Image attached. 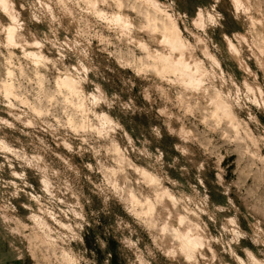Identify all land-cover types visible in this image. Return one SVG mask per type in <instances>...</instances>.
<instances>
[{
    "label": "rangeland",
    "instance_id": "obj_1",
    "mask_svg": "<svg viewBox=\"0 0 264 264\" xmlns=\"http://www.w3.org/2000/svg\"><path fill=\"white\" fill-rule=\"evenodd\" d=\"M22 1L27 5L26 29L40 36L42 57L47 61L60 59L61 68L72 67L80 60L86 66V73L82 71L84 74L80 75L88 78H80L83 91L70 103L55 88L56 68L50 66L46 71L43 66H36L33 59L18 46H9L0 34V141L4 140L0 142V179L9 178L19 170L25 173L22 181L28 184L19 182L26 191L19 196L12 191L9 193L0 181V190L7 203L4 209L0 208V264H68L69 261L76 264H184L168 256L160 244V233L151 229L145 214L139 215V207H134L137 206L135 200H141L139 197L148 195L151 190L140 179L137 168H151L150 165L156 169L162 186L178 195V191L188 195L182 199V207L192 216L198 214L202 226L219 238L213 243L218 261L257 264L251 259L256 256L263 262L264 219L256 208L264 209V182L258 177L264 164L251 152L254 147L240 145L236 134L227 135L223 121L220 125L217 119L212 120L213 117L203 119V113L197 109L199 99L193 90L186 89V93L178 75L177 78L169 73L158 76L145 70L140 64L145 57L142 51L138 46L128 45L118 26L110 21L113 10L107 4L110 0H100L99 11L78 0H57L59 4L56 0ZM126 1L127 12L133 20L140 25L149 24L153 13L149 18L142 0ZM161 2L173 15L184 38L196 45L194 53L208 72L204 79L207 87L210 90L217 87L221 91L232 106L235 123L249 125L245 127H250L253 142L258 139L259 155L264 158V52L253 44L261 40L262 35L257 38L247 28L250 18L263 19L264 24V0H241L238 11L234 8V0ZM62 7L65 8L62 10ZM198 7L204 19H196ZM66 9L68 15L64 12ZM74 23L79 32L75 33ZM225 33L237 43L239 52L243 51L241 54L256 78L244 72L224 48H218ZM138 34L141 39L147 38L140 30ZM238 34L246 37L243 44L237 42ZM195 35L207 43L218 66L203 55ZM247 46L256 53L258 60L255 56L246 57ZM152 48L155 47L152 45ZM6 68L13 74H3ZM44 74L52 92L48 98L41 95L44 112L40 114L34 110V91L39 86L38 77ZM12 81L14 92L8 95L3 92L2 85L12 84ZM95 87L103 90L104 100L97 98ZM79 100L83 101L79 103ZM78 105L86 108L84 115ZM104 113L120 123L107 134L104 131L108 123L101 116ZM82 119L86 126L81 124ZM182 128L191 129L195 135L183 137L179 134ZM5 144L11 153L9 150L2 153L1 146ZM116 146L131 160L129 165L120 160ZM39 158L49 164L50 170L59 171L49 185V188L55 185L53 189L40 187L41 175L45 173L34 161ZM121 164L125 167L121 171L126 170L125 180L123 171H117ZM131 167L137 171L130 172ZM114 175H118L117 179ZM130 181L134 189L130 188L131 194L134 191L137 198H133V204L127 191ZM138 185L142 193L137 190L139 194L136 195ZM127 195L131 198L126 199ZM35 200L40 206L34 205ZM76 208L83 209L86 216L82 218ZM30 212L37 215L33 217ZM230 218L233 222L229 224ZM40 219L45 220V226L38 223H42ZM222 231L226 232L224 236H221ZM43 232L58 238L52 236L53 242L45 244ZM63 252L70 259H66L67 254L63 257Z\"/></svg>",
    "mask_w": 264,
    "mask_h": 264
},
{
    "label": "bare ground",
    "instance_id": "obj_2",
    "mask_svg": "<svg viewBox=\"0 0 264 264\" xmlns=\"http://www.w3.org/2000/svg\"><path fill=\"white\" fill-rule=\"evenodd\" d=\"M78 1L79 2L83 1V2L91 5L95 9H97V11H99V5L101 3L100 0H78ZM55 2H56V4L57 3L59 4V1L56 0ZM142 2L144 3V5L146 7V12H147V15L149 18L153 13V19H151V21L147 25H140V24L136 23V21L133 20L130 13L127 12V9L129 8V6H128V2L126 0H110L107 3L110 7H113V10L110 11V13L112 14L111 15L112 17H110V19H111L110 21H112L114 24H116L118 26V28L120 29V31L124 35V39L126 40V42H129L128 45L133 44L135 46H138L139 49L144 54L145 57L143 59H141L140 64L142 63V66L145 67V70L153 71V73L155 75H158V76H160L163 73L174 74L175 77H176V75H178L177 77L182 79L181 81L179 79V81L182 82V85H184L185 91H186V89L193 90L192 92H194V94L197 96V99H199L198 100L199 104L197 106V109L201 114L203 113V119L213 117L212 120L217 119L216 121L221 123L220 125H222V121H223L224 125L226 126L225 127L226 134L227 135L231 134V136H232V134H236L235 139L240 145L245 144L247 146V148H249V149H250V146H253L254 149L252 151L251 150L250 151L253 152V155L259 156V158L261 159V162L264 164V158H262L259 155V149H258L259 145H257L258 143H256V141H258V139L253 142V140L250 138L251 136L253 138L250 127L249 128L245 127L248 124H245V126H240L241 124L237 123V121H236V123H237V125H236V123L234 122L235 120H234V115H233V109H232V106H230L231 104L229 105L226 102V100L222 96L221 91H219L217 89V87H214L213 90H210V88L207 87L208 83L206 84L204 82V79H205L206 75H208V72L206 73V69H205L206 65H205V67H203V62L199 61V59L196 57V55L194 53V48L196 47V45L192 44L189 40H186L184 38L182 30L178 26L173 15L170 12L166 11L167 9L166 10L164 9V5L161 2V0H142ZM25 3L22 0H0V34L2 37H4L5 42L9 46H11V45L18 46L27 57H30L31 59H33L34 64L36 66L41 65V66H43V68L46 71L48 68L50 69V66L53 68H56L57 75L54 77L55 88L59 91V93L62 92L65 99L69 100L68 102L71 103L73 100V97L76 96L77 94L80 95L79 92L83 91L82 79L85 77H82V75H80V74H84V73H82V71H84V68L86 66H84V64L81 63V61L78 59L79 61H77V62L75 61L76 62L75 64L72 63L73 64L72 67H62L61 68L59 65L60 59H50V61H47V59L45 60L42 57V54L40 52V48H41V44H42V43L40 44V36L37 35V33H33L30 30H27L26 26H25V22L28 19L27 18L28 15L26 13V11H27L26 6L27 5H25ZM234 3H235V5H234L235 10L238 11L239 9H241L240 8L241 7V0H234ZM43 4H45V3H43ZM63 4H62V6H63ZM47 6L45 8H47ZM64 8L62 7V10ZM66 11L68 12V9H66L64 11L65 14H66ZM68 14H69V12H68ZM68 14H66V15H68ZM202 15H204V13L198 7L196 19L203 18ZM72 17H73V15H72ZM262 20L263 19L257 20L254 18H250L249 26H247V28L249 29V32H252L254 34V36H256L257 38L260 37V35H262L261 40H257L253 44L257 49H259V51L261 50V52H264V24H263ZM72 26H73V29L75 30V33L79 32V28L75 23L72 24ZM195 26H196V24H195ZM139 30L142 31L143 34L147 35V38H145V39L139 38V34H138ZM56 31H57V29H56ZM222 35H223V43L218 48L219 49L224 48V51H227V53L230 54L234 58V60L238 64V66H240V68L244 72H247L249 75L256 78V75L253 74V71L251 70V68L247 64V61L244 59V57H245V56H243L244 54H241L243 51L239 52L240 49L237 47V43H235L234 40L230 39L226 33L222 34ZM238 36H240V38H238L236 40L239 44H241L242 42H244L246 40V37L242 36L241 34H238ZM195 38H196V43H198L200 45V48H201L203 55L205 54L210 59H213L212 61L216 64V65L215 64L214 65L218 66L219 65L218 62L214 61V59H215L213 56L214 54L212 55L208 50L209 48H208L207 43L205 41H202L203 39H201L200 36L198 37L197 35H195ZM131 40H134V41L131 42ZM49 41H50V39H49ZM152 45L155 47L154 49L152 48ZM247 50H248L247 53L250 55L247 54L246 57L255 56V58L258 60L256 53L251 51V49L249 47L247 48ZM60 52H62V51H60ZM63 55H60V56H63ZM71 62H73V61H71ZM218 68L220 69V66ZM2 73L3 74L5 73L6 76H7V74L8 75L13 74L12 71H10L8 68H6V70L3 69ZM209 75H210V73H209ZM213 77H215V76H213ZM80 78H82V79L80 80ZM87 78H85V79H87ZM38 80H39V86L34 91L35 92V94H34V102H35L34 110L40 114H43L44 111H43V107H42L43 102L41 99L42 98L41 95L44 98H48L51 96L52 91H51V88L47 85V80L45 78V74L40 75L38 77ZM86 81L88 82V80H86ZM169 81H172V80H169ZM203 82L205 84H203ZM4 83H6V82L4 81ZM256 84H257V82H256ZM93 85H94V83H93ZM13 87H14V82L12 84L10 82L9 84H7V86L2 85L3 92H5L8 95H10L9 93L14 92ZM182 88H183V86H182ZM249 88H248V90H249ZM258 88H259V86H258ZM99 89H98V87H95L94 93L96 94L97 98L99 97V98L103 99V96H104L102 93L103 90H99ZM190 90H188V91H190ZM251 90H252V88H251ZM94 93H92V94H94ZM186 93H187V91H186ZM253 93H254V90H253ZM104 94H106V93H104ZM90 95H91V93H90ZM252 95L254 96V94H252ZM15 96L18 97V95H16V94H15ZM19 96H21V95H19ZM92 96H94V95H92ZM183 96H185V95H183ZM22 98L23 97H21V99ZM104 99H105V97H104ZM80 101H83V100H79V103H80ZM85 103H86V101H85ZM74 104H75V106H77L75 102H74ZM81 104H83V103H81ZM80 105H78V107H80L78 109H80L82 112V115H84L86 108L83 107L84 104H83V106H80ZM85 106H86V104H85ZM243 107L245 109H247L245 106H243ZM48 114H49V112H48ZM87 114L88 113H86L85 115H87ZM104 114H101V116L103 115L104 119H102V120L103 121L105 120V122L108 123L107 125L105 124L106 125V128H105L106 131H104L107 134L110 132V130H113V127L118 128L120 123L118 122L119 120L116 122L115 119H112L111 117H108L106 114L105 115ZM247 114H248V116L249 115L251 116L250 112H247ZM113 118H114V116H113ZM83 119H82V123H81L82 125L87 121V118H86L85 122H83ZM220 120H221V122H220ZM87 123L89 124V122H87ZM102 123H104V122H102ZM118 123H119V125H118ZM90 124H91V122H90ZM238 124H239V126H238ZM82 125L79 124V126H82ZM86 125L87 124H84L83 126H86ZM91 126H92V124H91ZM103 127H105V126L103 125ZM71 128H72V126H71ZM94 128L96 129L97 127H94ZM182 129H183L182 131L179 130L180 131L179 134H181L182 136L186 135L188 137V136L195 135L191 129H187V128H182ZM3 141L2 142L0 141V142L3 143ZM6 146H1L2 153H4V152L8 153V150L11 153V150L8 149L9 147L8 146L6 147ZM2 147H4V148L2 149ZM117 148L118 147L116 146L115 150L119 151V149H117ZM16 151H17V149H16ZM14 152H13V155H14ZM118 153H120L119 154L120 160L123 161V163L126 162L127 165H129V162H131V160H129L124 153H122L120 151ZM118 153H116V155ZM253 155H252V157H253ZM7 157H8V155H7ZM7 157H6V159H7ZM253 158L255 159L256 157H253ZM257 159H258V157H257ZM157 160L159 161L160 159H157ZM34 161L40 167V169L42 168V170L45 173V174H42V172H41L42 175L40 174L41 175L40 187L42 188V190H46L49 188V185L54 181V179H56L58 177L57 173L59 171L56 173V171L54 169L50 170V168L48 166L49 164L48 165L45 164L43 161L40 160V158H39V160L36 159ZM3 163L5 164V162H3ZM8 164H7V166H8ZM121 166H122V164L119 166L120 169L117 170L118 172L121 171V169L125 168L124 166H123V168ZM150 166H151V168L148 166H140L139 169L137 168L138 171L135 169V167H134V169H132V167H131L132 170L130 169V172L133 170L137 171V173L140 176V179H142L144 181V183L147 186H149L148 190H149V188L151 189L150 193L148 195H146V196L143 195L144 197H142V195H141L142 188L140 190H138L139 185H138L137 189L135 188L136 189L135 193L137 192V190L139 192H141L140 193L141 197H139L140 195L137 196L141 200H135L137 203V206H134V207L135 208L139 207V210L141 211V213L139 212L140 214L139 213L138 214L139 215L145 214L144 217H146L147 222H149V227H151V229L156 230L160 233V244L165 249L167 254L169 253L168 256H170V258L172 260H174L176 263L182 261V262H184V264H229L227 262L217 260L218 259V253L216 252L215 248L213 247V243L216 240L219 241V238L217 236L213 235L210 232V230H206L202 226L200 217L196 216L198 214L193 213L194 216H192V214L188 213V211H186V209H184L182 207V204H181L182 199L184 198V196H188V195L183 194L182 191L181 192L178 191V193H179V195H178V194H176L177 192L175 193L172 190H170L169 188L162 186L161 185L162 182L160 181V179L157 176V173L155 172L156 169H153V167H152L153 165H150ZM9 169L11 170V168H9ZM48 169L51 171L50 176H47L48 175L47 172H49ZM122 171L121 172L123 174L122 173L121 174L123 175V179L125 180L127 178V175L124 173L126 170L125 171L122 170ZM114 174L116 175V173H114ZM138 174H136V175H138ZM258 174H259L258 175L259 179L262 182H264V170L259 171ZM11 175H13V174H11ZM115 175H114V177L117 179V176L119 174L117 176H115ZM24 178H25V173L23 171L18 170L13 176H10L9 178H1L0 181L3 184L2 186L4 188H6L9 191V193H10V191H12L16 195L20 196V193H23V192L26 193V191L22 190V188L20 186L21 183H19L22 180H24ZM128 178L132 179V177H128ZM123 179H122V181L124 183ZM129 180H127V181H129ZM131 181H130L131 187H129V190H130V188H131V190L133 189ZM22 182L24 184V181H22ZM118 182L121 183V181H118ZM136 183H138V182L136 181ZM141 183H143V182L141 181ZM26 184H24V185L26 186ZM114 184H115V182H114ZM130 184L128 183V186ZM65 185H66V183H65ZM133 185H136L135 182L133 183ZM126 186L127 185L123 186V188H125ZM53 188H55V185L49 189H53ZM120 188H122V187H120ZM129 190L127 189V191L130 192V193H128L130 195L132 191L131 190L129 191ZM47 191L50 192V190H47ZM51 191H53V190H51ZM144 191H146V190H144ZM123 192L125 193L126 190H123ZM13 193H11V195ZM31 193H33V191ZM35 193H36V191H35ZM41 193L43 194V192H41ZM41 193H39V194H41ZM45 193H47V192H45ZM126 193H125V195H126ZM146 193H148V191H146ZM15 194H13V195H15ZM28 194L29 193L27 192L26 195L28 196ZM137 194H139V193H136V195ZM16 195H15V197H16ZM31 195H34V194H31ZM35 195L33 197H36ZM129 195L126 196V199L128 198ZM133 195H134V197H133ZM133 195L131 194L132 198L129 196L132 199V200L130 199L132 201V204H133V200L137 199L135 194H134V191H133ZM31 198H32V196L29 198L30 201L32 202ZM38 198L39 197H37V199ZM33 200H34V198H33ZM36 200H35L34 205L35 204L38 205V201H36ZM42 200H41V202H42ZM5 204H7L6 199L3 197L2 191L0 190V208L4 209L6 206ZM34 205H33V207H35ZM42 205L43 204H41V206ZM38 206H40V205H38ZM38 206H37V208H38ZM43 208H44V206H43ZM46 208H45V210L48 209V208L47 209ZM79 208H81V207H79ZM82 210L83 209L80 210V209L76 208L75 211H76V213H79L83 218L86 215H85V212ZM256 210L264 219V209L261 207H257ZM34 212L32 214L30 212V214L33 217L37 215V214L35 215ZM54 214H52V215L54 216ZM54 217L56 218V216H54ZM36 218L38 219V217H36ZM37 219H35V220L37 221ZM53 220H54V218H53ZM232 220L233 219H231V218L228 220L229 224H230V222L231 223L233 222ZM41 221H42V223L41 222H38V223L43 224V222L45 220L44 221L41 220ZM44 224L46 225V223H44ZM79 226H81V225H79ZM205 226H207V225L205 224ZM45 228L47 229V227H45ZM223 228H222V230H223ZM225 228H224V230H225ZM47 231H49V228L47 229ZM222 232H224V231H222ZM44 233L45 232H43V234ZM225 233L226 232L222 233L221 236H224ZM46 234L47 235H45V234L43 235V236H46L45 239L43 238L44 239L43 241L45 242V244L50 243L51 242L50 240H52V242H53L54 236L52 235L53 236L52 237V236L48 235V232ZM56 237H54V239H56ZM81 238H82V236H81ZM54 241H58V240H54ZM56 243L58 244V242H56ZM57 244H55V245H57ZM52 246H54V245H52ZM62 249H65V248H62ZM244 251L246 252V250H244ZM63 253H64V255H63ZM63 253H62V256L66 257L65 255L67 253H65V252H63ZM247 253H249V251H247ZM250 254L253 255L254 253H249V255ZM68 257H69V255L67 254L66 259ZM73 257H72V259H73ZM250 257L251 256H249V258ZM68 259H70V258H68ZM251 259H253L254 262H256L257 264H264V260L262 262V260L257 259L256 256L255 257L252 256ZM67 263L68 264H72V263L74 264L75 262L70 263V261H69ZM146 263H144V264H146Z\"/></svg>",
    "mask_w": 264,
    "mask_h": 264
}]
</instances>
